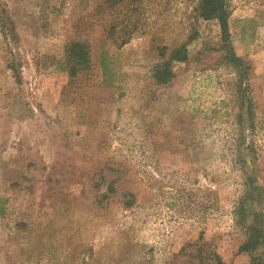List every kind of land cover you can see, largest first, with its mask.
Wrapping results in <instances>:
<instances>
[{
  "label": "rangeland",
  "instance_id": "rangeland-1",
  "mask_svg": "<svg viewBox=\"0 0 264 264\" xmlns=\"http://www.w3.org/2000/svg\"><path fill=\"white\" fill-rule=\"evenodd\" d=\"M228 4L250 111L197 0H0V264H251L234 209L253 174L264 229V0Z\"/></svg>",
  "mask_w": 264,
  "mask_h": 264
},
{
  "label": "trees",
  "instance_id": "trees-1",
  "mask_svg": "<svg viewBox=\"0 0 264 264\" xmlns=\"http://www.w3.org/2000/svg\"><path fill=\"white\" fill-rule=\"evenodd\" d=\"M196 11L198 16L203 19H217L221 30V49L224 53V60L227 64L233 66L239 74L238 86L242 93L243 103H247V107L252 110V99L246 96V93L250 90V69L247 63L242 57H240L232 48L230 44V38L232 34L230 32L229 25V4L228 0H197ZM13 31V28H10ZM78 45L79 43H74ZM165 47L160 49L161 60H159L154 67L153 77L159 84H166L174 77L173 62L188 60V52L186 45L182 44L174 47L166 56ZM67 56L73 61V72L77 71L86 61L88 57L85 51H74L67 47ZM105 63V62H104ZM103 63V75L106 74V65ZM85 65H87L85 63ZM78 67V68H77ZM242 135L244 133V126L241 127ZM245 135L239 139V144L245 143ZM245 162V161H242ZM253 165L255 166L254 162ZM254 171V168L252 169ZM257 178L253 174L245 173L244 188L242 194L237 198L235 204V219L237 225L244 228L245 238L242 244L239 246L240 251H244L250 254L251 264H264L263 258L258 254L257 250L264 244V229L261 214L257 209L249 208V204L259 202L263 196V188L256 182ZM131 200L128 201V204ZM202 261L206 258L216 261V264H225L218 252L210 250L205 255L201 256ZM201 261V259H200ZM201 261V262H202Z\"/></svg>",
  "mask_w": 264,
  "mask_h": 264
}]
</instances>
